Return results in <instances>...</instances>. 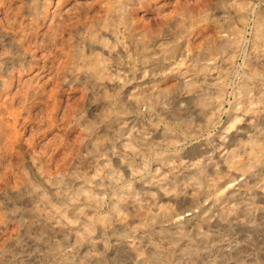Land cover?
<instances>
[{
	"label": "rangeland",
	"instance_id": "obj_1",
	"mask_svg": "<svg viewBox=\"0 0 264 264\" xmlns=\"http://www.w3.org/2000/svg\"><path fill=\"white\" fill-rule=\"evenodd\" d=\"M261 193L264 0H0V264H200Z\"/></svg>",
	"mask_w": 264,
	"mask_h": 264
},
{
	"label": "bare ground",
	"instance_id": "obj_2",
	"mask_svg": "<svg viewBox=\"0 0 264 264\" xmlns=\"http://www.w3.org/2000/svg\"><path fill=\"white\" fill-rule=\"evenodd\" d=\"M94 65L92 64V66ZM181 109L184 110L183 107ZM246 121V126L250 125V119H246ZM241 133L242 130L227 134L225 137L227 140L223 139L222 143H228V149L236 146V141L239 139L238 135ZM144 190H148L147 186H144ZM260 195L264 200V193ZM259 216V219H255L251 211L243 208L231 218L217 220L214 226L218 227V233L214 239L216 243L212 251H203L194 247L186 249L184 252L187 255H195L200 264H256L259 256L256 254L254 243H256L255 241L264 242V215ZM184 252L182 253L184 254ZM145 262L146 260L139 255H134L125 259L121 264H145Z\"/></svg>",
	"mask_w": 264,
	"mask_h": 264
}]
</instances>
